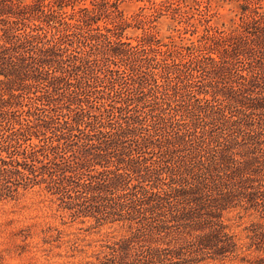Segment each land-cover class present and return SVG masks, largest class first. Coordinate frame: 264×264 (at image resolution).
<instances>
[{
	"label": "trees",
	"instance_id": "trees-1",
	"mask_svg": "<svg viewBox=\"0 0 264 264\" xmlns=\"http://www.w3.org/2000/svg\"><path fill=\"white\" fill-rule=\"evenodd\" d=\"M137 1L0 0V202L119 234L83 264H264V0Z\"/></svg>",
	"mask_w": 264,
	"mask_h": 264
},
{
	"label": "rangeland",
	"instance_id": "rangeland-1",
	"mask_svg": "<svg viewBox=\"0 0 264 264\" xmlns=\"http://www.w3.org/2000/svg\"><path fill=\"white\" fill-rule=\"evenodd\" d=\"M156 2L159 0H155ZM213 26L230 27L238 19L239 7L236 0H210ZM263 11H264V1ZM144 4L137 0H123L120 10L125 18L139 12ZM194 19L197 18L194 15ZM175 23L167 18H160L156 22L155 32L158 37L167 41V38L178 40V37L189 38L174 29ZM179 28V27H178ZM202 31V27H198ZM139 31L129 30L128 36L134 37ZM44 192L38 188L21 191L16 200L0 202V256L3 264H83L90 255L93 247L103 240L105 234L119 235L112 229L93 228L92 223L80 224L73 222L67 214L57 211L53 203ZM246 222V221H245ZM238 223L232 226L237 232ZM52 227L61 233V242L52 243V246L43 245L44 230ZM56 233L53 232L52 235ZM77 239V250L72 252L68 241ZM204 264H238L235 262H208Z\"/></svg>",
	"mask_w": 264,
	"mask_h": 264
}]
</instances>
